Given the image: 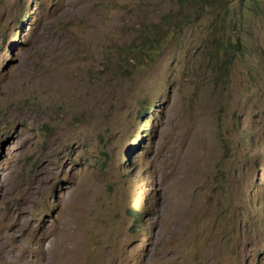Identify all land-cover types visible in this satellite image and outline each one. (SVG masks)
<instances>
[{"label":"rangeland","instance_id":"rangeland-1","mask_svg":"<svg viewBox=\"0 0 264 264\" xmlns=\"http://www.w3.org/2000/svg\"><path fill=\"white\" fill-rule=\"evenodd\" d=\"M212 1L0 0V264H264V0Z\"/></svg>","mask_w":264,"mask_h":264},{"label":"trees","instance_id":"trees-1","mask_svg":"<svg viewBox=\"0 0 264 264\" xmlns=\"http://www.w3.org/2000/svg\"><path fill=\"white\" fill-rule=\"evenodd\" d=\"M215 1H217V0H213L212 2H215ZM181 7H183V4L181 5ZM182 10L183 9H181V11ZM179 21H182V20L179 19V20H174L172 22L173 26L171 28V31L174 29L178 30V28L180 29L185 24V23H178ZM217 25H218V23L216 24V26ZM216 41H217L215 43V47L217 48L216 51H219L223 54V56L225 58V61L223 59V62L228 61L232 57L234 51L237 52L236 49H238V45H239L238 41L232 43V41L229 39V37H226L221 32L216 33ZM156 45H157L156 41L146 40L145 43L141 45V47L143 48V50H148L149 52L152 53V51H154V48L156 47ZM226 63H228V62H226Z\"/></svg>","mask_w":264,"mask_h":264}]
</instances>
